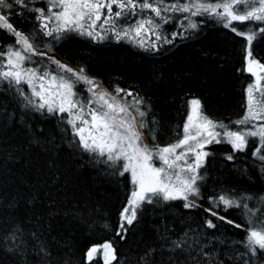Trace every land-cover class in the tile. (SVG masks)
<instances>
[{"label":"snow or ice","instance_id":"6c2138e0","mask_svg":"<svg viewBox=\"0 0 264 264\" xmlns=\"http://www.w3.org/2000/svg\"><path fill=\"white\" fill-rule=\"evenodd\" d=\"M33 3L34 0H0V31L14 38L12 43L0 47V134L13 127L22 128L29 137V145L44 147L41 144L43 136L44 144L56 151L61 146L56 136L43 128L34 129L31 123L37 116L44 120L51 118L56 121L60 140L83 161L80 167L95 168L100 175L112 177L117 182L127 174L130 192L115 230L121 240L126 239L129 227L139 219L145 205L159 207L181 200L185 209L201 207L198 203L203 199L200 182L206 177L200 170L213 155L205 150L209 145H229L231 152L225 155L227 161H235L237 153H244L245 163L240 170L246 172L247 150L252 141L255 144L251 152L252 167L264 175V63L255 58L252 51L254 41L264 38V0H43L41 6H30ZM14 6L23 11L14 12ZM24 12L34 13L38 22L30 33L17 29L11 22L12 15L20 16ZM193 17L211 18L246 41L245 65L241 71L254 79L245 89L241 118L229 123L213 120L204 112L201 100L192 98L187 101L185 120L174 130L175 141L166 145L144 143L141 129L148 127L151 109L150 106L142 109L145 103L142 97L119 87L114 90L115 94L103 89L83 66L79 69L69 67L42 51L36 43L38 31L42 37L53 40L76 33L94 41L114 38L145 50L156 49L157 41L172 42L164 34V25L178 20L185 31L194 30L198 23ZM176 36L173 32L172 39ZM45 58L49 63H44ZM128 97L132 98L131 102ZM151 123L150 134L155 141L158 121L154 115ZM208 199L210 207L204 211L210 217L245 230L243 241L230 244L226 240L218 241L228 244L229 248L240 243L244 249L243 252L235 249L226 258L234 264L241 261L242 264H264V194H220ZM249 201L255 204L249 207ZM25 203L34 208L38 197L34 195ZM18 204L16 198L8 204L0 199V211L16 209ZM221 205L223 211L241 210L247 227L220 216L215 209ZM49 209L51 217V205ZM40 219L37 215V222ZM205 226L217 228L211 218L205 219ZM104 227L110 228L108 224ZM191 231L188 229L173 239L167 228L162 232L158 230L159 239L163 241L162 250L170 245L168 251L186 253L185 264L188 261L191 264H204L205 261L225 264L215 249L205 251L209 244L201 243L199 237H206V233L197 234V247L193 248L188 239ZM155 251L149 248L139 258L140 264H154L151 257ZM0 252L18 257V264H29V256L35 258L36 264H71L67 255L62 262L54 258L43 230L25 232L19 222L0 235ZM97 259L102 264H123L113 241L87 249L85 264Z\"/></svg>","mask_w":264,"mask_h":264},{"label":"rangeland","instance_id":"374dc122","mask_svg":"<svg viewBox=\"0 0 264 264\" xmlns=\"http://www.w3.org/2000/svg\"><path fill=\"white\" fill-rule=\"evenodd\" d=\"M42 4L43 2L40 5ZM17 8L14 6L13 11L15 12ZM14 19H17V15H12L11 22L17 29L23 31L15 25ZM192 19L198 23L197 29L185 31L179 26L178 20L163 26L164 34L168 39H172L173 32L177 33V36L172 39L171 44V53L174 54L167 56L166 62L162 63L150 62L148 59L152 57L150 54L153 52L132 43L121 45L125 53H122L123 59L119 58L115 60L116 62H112L115 56H109L105 52L106 49L100 48L102 45L98 47L97 42L93 43L91 38L76 33L66 34L65 40L58 44L56 52L42 46L41 50L47 51L48 55L55 59L58 57L59 59L56 60L74 69H79L82 65L86 66L89 57L98 51L102 54L101 62L91 65L96 70L100 67L107 69L109 66L110 74H106L107 76L115 75L119 78L120 74H115L117 71L115 65L118 67L120 64L127 63V67L130 66L133 72L132 76L139 81L146 79L152 83L161 79L160 82L165 80L173 87L179 88L182 91L181 98L168 97L153 101L143 99L145 103L141 106L144 110H147L149 106L151 109L147 117L148 127L141 129L144 134V143L166 145L176 139L174 130L185 120L188 100L199 98L202 102V99L206 98L217 104L231 105L241 112L244 110L245 89L254 79L250 74L241 71L245 65L246 45L242 37L236 36L211 18L193 17ZM184 23L187 24V21ZM237 26L243 28L242 25ZM36 37L38 39L41 35L38 33ZM13 39L5 31H0V47L12 43ZM154 39L155 37H152V40ZM157 42L156 49L153 50H158ZM252 51L254 57L264 63V53L254 43ZM158 52L162 53L159 50ZM160 55H166V52ZM44 63L47 64L49 61L44 59ZM114 63L116 64L109 65ZM51 67L55 68V65ZM152 75H157L158 78ZM94 79L104 86L98 78ZM207 79H217L218 92L211 89ZM200 82L208 87H201ZM79 87L83 89L84 85ZM106 90L115 94L110 88L106 87ZM127 100L131 102L132 98L128 97ZM205 113L216 121L223 122L225 118L223 115ZM153 115L158 121L155 141L150 134L153 128L151 123ZM241 116L242 112L238 118ZM31 123L34 129L43 128L47 133L55 135L61 146L54 151L44 144L43 136H41V144L44 147L38 144L29 145V137H26L24 129L17 127L0 134V199L5 204L11 203L14 198L19 201L16 209L0 211V235L7 233L17 222L22 225L25 232L43 230L51 243L54 258L62 262L67 255L71 264H85L87 249L105 241L114 242L116 254L123 264H140L139 258L149 248L156 249L151 257L154 264H185L186 253L179 250L170 252L167 250L170 245L164 246L162 250L163 241L159 239V232L165 228L169 230V235L173 239L191 229L188 239L193 248L197 247L195 244L197 234L206 233V237H199L201 243L209 244L205 251L210 252L215 249L217 255L224 259L225 264H234L226 258V255L232 254L235 249L244 251L240 243L235 244L233 248H229L228 244L232 241H243L245 230L210 217L209 213L204 211L210 207L209 197L220 194L229 196L233 194L239 196L242 193L253 196L264 194V190L260 189L257 179L254 178V171L258 172L257 170L247 166V171L242 172L240 167L245 163L244 161L242 162L239 158L235 161L225 159V155L231 152L229 145L212 144L205 149L213 155L208 157L205 168L200 170L206 177L200 182L203 199L198 200V203L201 207L185 209L181 200L159 207L145 205L144 212L139 214V219L129 227L126 239L121 240L115 235V230L121 209L126 204L130 192L128 175L119 178L117 182L112 177L100 175L95 168L80 167L83 161L74 156L60 140L54 119L44 120L37 116L31 120ZM34 195L38 197V203L32 208L25 201ZM248 203L249 207H252L255 201ZM49 205L53 213L51 217H49ZM222 209L221 205L215 210L227 220L247 227L246 218L241 210L230 208L223 211ZM37 215L41 217L38 222ZM207 218H211L217 224V228L208 229L205 226ZM105 224H108L110 228L105 229ZM148 228H152V234L147 240L144 239L143 233L144 229ZM52 238H55V242H52ZM220 240H226L228 244L218 243ZM192 254L196 255V252L193 251ZM18 260V257L0 252V264H18ZM28 261L29 264H36L34 257L29 256ZM92 264H102V261L97 259ZM187 264L191 262L188 261ZM204 264H207V261ZM237 264H242V261Z\"/></svg>","mask_w":264,"mask_h":264},{"label":"trees","instance_id":"16d2710c","mask_svg":"<svg viewBox=\"0 0 264 264\" xmlns=\"http://www.w3.org/2000/svg\"><path fill=\"white\" fill-rule=\"evenodd\" d=\"M41 2H43V0H34V3L30 6H41ZM23 10L20 8H17L15 12H22ZM34 13H26L24 12L23 15L17 16V19L15 21V25L19 28H21L23 31L30 33V31H33L34 25H36L38 22L35 21L34 19ZM16 16V15H15ZM38 32V31H37ZM36 32V35L38 36V33ZM40 34V33H39ZM65 37V36H64ZM62 38L60 40H53L52 38L49 37H40L36 40L37 45H40L42 47L45 48H51L56 52L57 46L60 42H62L63 40H65V38ZM172 40V39H170ZM171 43H164L163 40H160L159 42H157V46H158V50L161 51L162 53L166 52V55H160L162 53H159L158 50H153V49H149L147 51L149 52H153L150 55H152V57L148 60H150V62H158V63H162V62H166L165 60L168 59L167 56L169 55H173L174 53H171ZM255 46L259 49H261V51L264 53V38H260L258 40H256L254 42ZM95 45V44H94ZM99 45L98 47L103 48L105 50V52H107V54H109V56L113 55L115 56V59H112V62H116V59H123L122 58V47L121 45H125L123 43H117V44H111V43H100V44H96ZM111 46V47H109ZM220 48V47H218ZM98 49V48H96ZM111 49H116V50H111ZM162 49H164L162 51ZM102 51V50H100ZM97 53H93L92 57H89V61L87 62L86 66L84 68L86 69V72L89 73L90 75H92L93 77H95L96 79L98 78L99 81L107 88H110L111 91L115 90L117 87L119 88H125L126 89H133L136 92V95H138L139 97H142L143 99H150L151 101L153 100H157L159 98H181L182 97V91L179 90V88L173 87L170 83L166 82L165 80H163L162 82L161 79L158 80L157 82H148V80H141L139 81V79L134 78L133 72L130 70V66L127 67V63L125 64H120L118 67L117 65L114 64H109V65H115L117 71L115 74H120L119 78L117 76H107L106 74H110L109 71V66H108V70L107 69H103L102 67H100V69L94 68V66H92L91 64H94L95 62L100 63L101 61V55L99 54L98 51H96ZM158 52V53H157ZM57 54V53H56ZM125 54V53H123ZM46 59V58H45ZM56 59H59L58 57H56ZM110 59V58H109ZM118 61V60H117ZM136 63V62H135ZM192 69H194V67H191ZM126 69V70H125ZM134 73H136V70H134ZM144 74V73H143ZM98 76V77H97ZM154 78H158V76L156 75H152ZM164 76V75H163ZM162 76V77H163ZM110 77V78H109ZM111 80V81H108ZM207 82L210 83V87L212 90H214L215 92H218V87L216 86L218 84L217 79H207ZM112 83V84H111ZM201 83V87L203 86L204 88H207V86H204L202 82ZM113 89V90H112ZM122 94V93H121ZM202 105H203V109L204 112H208V113H215L217 115H223L225 118L223 120L224 123H229L231 121H235L237 119H239V115H241L242 112V116L244 114V110L240 112V110H237L236 107L233 106H229L226 104H217L214 103L212 101H210L209 99L207 100L206 98L202 99ZM241 116V117H242ZM27 137V136H26ZM153 144V143H152ZM255 147V144L250 141L249 143V147L247 150V166L252 168L251 166V162L252 157H251V152L253 150V148ZM244 153H239L237 155V158H239L242 162L244 160ZM254 171V170H253ZM254 178L257 179V182L259 184V187L261 190H264V177L262 174H259L258 172L254 171ZM145 234V238L148 240V237L151 236L152 234V228H148V229H144V233ZM74 242V241H73ZM72 242V246L74 247L75 242Z\"/></svg>","mask_w":264,"mask_h":264},{"label":"flooded vegetation","instance_id":"af4514ba","mask_svg":"<svg viewBox=\"0 0 264 264\" xmlns=\"http://www.w3.org/2000/svg\"><path fill=\"white\" fill-rule=\"evenodd\" d=\"M92 42L93 43H95V42H97L96 44H100V43H113V44H117V43H123V44H128L129 42H127V41H124V40H122V41H119V42H117L114 38H109V39H106V40H103V41H94V40H92ZM88 75H90L89 73H88ZM92 76V75H91ZM93 77V76H92ZM98 77V76H97ZM95 78V77H94ZM102 86V85H101ZM103 88H105L106 89V87L105 86H102ZM126 91H131L134 95H136V92L133 90V89H126ZM113 92H114V90H113ZM131 98V97H130Z\"/></svg>","mask_w":264,"mask_h":264},{"label":"bare ground","instance_id":"6f19581e","mask_svg":"<svg viewBox=\"0 0 264 264\" xmlns=\"http://www.w3.org/2000/svg\"><path fill=\"white\" fill-rule=\"evenodd\" d=\"M182 231V230H181Z\"/></svg>","mask_w":264,"mask_h":264}]
</instances>
